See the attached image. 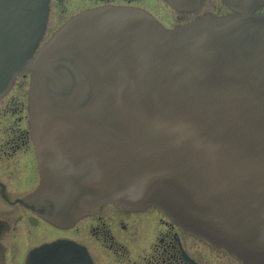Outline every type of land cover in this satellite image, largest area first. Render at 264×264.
Returning <instances> with one entry per match:
<instances>
[{"label": "water", "instance_id": "water-1", "mask_svg": "<svg viewBox=\"0 0 264 264\" xmlns=\"http://www.w3.org/2000/svg\"><path fill=\"white\" fill-rule=\"evenodd\" d=\"M50 0H0V99L31 72L40 184L21 203L60 228L103 204L163 210L264 264V0L165 30L145 11H84L37 52ZM193 11L201 0H166ZM26 264H92L56 241Z\"/></svg>", "mask_w": 264, "mask_h": 264}, {"label": "flooded vegetation", "instance_id": "flooded-vegetation-1", "mask_svg": "<svg viewBox=\"0 0 264 264\" xmlns=\"http://www.w3.org/2000/svg\"><path fill=\"white\" fill-rule=\"evenodd\" d=\"M96 3L95 7L112 5L143 9L145 0H97ZM261 10L259 14H262ZM16 87L19 90L5 101ZM29 93L30 74L23 73L16 76L10 91L0 100L1 122L8 118L7 127L0 129V219L4 207L14 209L16 225L10 232L16 233L13 239L18 241L17 245L10 241L12 254L6 264H21L23 259L24 264L33 248L56 240H71L83 246L93 264H200L195 256L198 245L203 256L214 249L242 264L223 249L182 229L156 207L127 211L117 205L105 204L74 227L63 229L48 224L23 206L19 201L33 193L40 181L36 148L30 132ZM82 220L88 221L87 230L77 227ZM1 243H9V240L2 239ZM21 247L31 249L24 255ZM92 252L96 253L98 261L94 260ZM3 258H6V250L0 252V259Z\"/></svg>", "mask_w": 264, "mask_h": 264}, {"label": "rangeland", "instance_id": "rangeland-1", "mask_svg": "<svg viewBox=\"0 0 264 264\" xmlns=\"http://www.w3.org/2000/svg\"><path fill=\"white\" fill-rule=\"evenodd\" d=\"M96 2L97 0H51L49 3L45 33L39 46L41 47L44 45L71 17L98 5ZM142 7L144 10H148L147 12L150 11L149 13H152L167 29H173L182 24L195 21L204 17L205 15L211 14L213 16H223L228 12V8L224 5L222 0H204L201 7L192 12H178L171 8L165 0H145V3H143ZM261 13L264 14V8H262ZM18 90L19 87H16V89H14L11 94H9V97L5 99V101H7ZM7 119L2 120L3 122H1L0 118V129H5L7 127ZM4 209L5 210H3L2 217L0 219V240L3 239L5 242L9 240V243L0 244V252L6 250V258L0 259V264H6L8 261L7 258L11 257L12 248L10 245L18 244V241L13 239L16 237V233L10 232L13 226L16 225V218L13 214L15 211L11 208L7 209L6 207H4ZM88 224V221L82 220L77 227L86 228L87 230ZM10 241H13V243L10 244ZM29 249H31V247H21V250L24 251V255L29 251ZM1 256H3V254H1ZM92 256L95 261H98L95 252H92ZM195 256L200 264H238L233 258L224 255L220 251H215L214 249L212 252L206 251L205 256H203L200 252L199 245L197 246ZM23 260L21 264H23Z\"/></svg>", "mask_w": 264, "mask_h": 264}]
</instances>
